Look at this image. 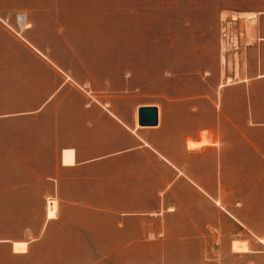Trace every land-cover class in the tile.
I'll return each instance as SVG.
<instances>
[{
    "label": "rangeland",
    "instance_id": "374dc122",
    "mask_svg": "<svg viewBox=\"0 0 264 264\" xmlns=\"http://www.w3.org/2000/svg\"><path fill=\"white\" fill-rule=\"evenodd\" d=\"M263 75L264 0H0V264H264Z\"/></svg>",
    "mask_w": 264,
    "mask_h": 264
},
{
    "label": "crops",
    "instance_id": "0c3cea01",
    "mask_svg": "<svg viewBox=\"0 0 264 264\" xmlns=\"http://www.w3.org/2000/svg\"><path fill=\"white\" fill-rule=\"evenodd\" d=\"M21 14H23V13H20V14H18V15H21ZM23 15H25L26 16V22L24 23V25H26V26H28V28L27 29H29L30 28V25H28V16H27V14H23ZM17 20H16V18H15V22H16ZM16 24H17V22H16ZM4 27V26H3ZM5 28V27H4ZM26 29V30H27ZM25 30V31H26ZM24 31V32H25ZM23 32V33H24ZM4 33V32H3ZM32 46V45H31ZM37 52H39L40 53V51H38L37 50ZM43 55V54H42ZM260 77H264V75L263 76H260ZM51 98L52 97H50L48 100H47V102H49L50 100H51ZM153 107V106H152ZM140 126V125H139ZM159 126V125H158ZM140 128H146V127H138L137 126V122H136V129H140ZM149 128H154V127H149ZM196 142V141H195ZM194 142V143H195ZM194 143H193V146H194ZM194 148H196V147H194ZM199 148H201V147H199ZM189 149V148H188ZM65 150H74L75 151V165L74 166H67V165H64V163H63V152L65 151ZM102 157H95V158H89V159H87V160H85V161H81V162H79V155H78V152H77V149H75V148H63L62 150H61V165H62V167L63 168H75V167H77L78 165H82V166H84V165H90L92 162H94V161H97V160H99V159H101ZM16 242H21V243H27V252H25V253H16L15 252V250H14V244L16 243ZM30 245H31V242H25V241H15V242H11V253H13L14 255H23V254H28V252H29V249H30Z\"/></svg>",
    "mask_w": 264,
    "mask_h": 264
},
{
    "label": "bare ground",
    "instance_id": "6f19581e",
    "mask_svg": "<svg viewBox=\"0 0 264 264\" xmlns=\"http://www.w3.org/2000/svg\"><path fill=\"white\" fill-rule=\"evenodd\" d=\"M136 122H137V126L140 127L139 126V114H138V112L136 114ZM209 144H210V142L205 139V140L200 141V142L196 141L194 143V147L199 148V147H202V146H205V145H209ZM57 213H58L57 202L55 200L49 201V203H48V211H47V218L49 220L55 219L57 217ZM14 250H15L16 253H25V252H27V243L16 242L14 244Z\"/></svg>",
    "mask_w": 264,
    "mask_h": 264
},
{
    "label": "water",
    "instance_id": "95a60500",
    "mask_svg": "<svg viewBox=\"0 0 264 264\" xmlns=\"http://www.w3.org/2000/svg\"><path fill=\"white\" fill-rule=\"evenodd\" d=\"M141 127H157L159 125V109L152 106H142L138 110Z\"/></svg>",
    "mask_w": 264,
    "mask_h": 264
},
{
    "label": "built area",
    "instance_id": "2783aa9c",
    "mask_svg": "<svg viewBox=\"0 0 264 264\" xmlns=\"http://www.w3.org/2000/svg\"><path fill=\"white\" fill-rule=\"evenodd\" d=\"M16 20H17V25L19 27V30L23 33L28 28V26L24 25V23L27 20L26 19V16L23 15V14L18 15L17 18H16ZM3 25L9 27L4 20H3Z\"/></svg>",
    "mask_w": 264,
    "mask_h": 264
}]
</instances>
